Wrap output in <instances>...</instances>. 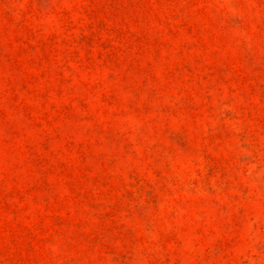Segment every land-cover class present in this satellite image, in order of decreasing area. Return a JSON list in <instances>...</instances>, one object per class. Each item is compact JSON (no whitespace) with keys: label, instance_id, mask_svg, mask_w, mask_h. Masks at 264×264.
Here are the masks:
<instances>
[{"label":"rangeland","instance_id":"obj_1","mask_svg":"<svg viewBox=\"0 0 264 264\" xmlns=\"http://www.w3.org/2000/svg\"><path fill=\"white\" fill-rule=\"evenodd\" d=\"M0 264H264V0H0Z\"/></svg>","mask_w":264,"mask_h":264}]
</instances>
